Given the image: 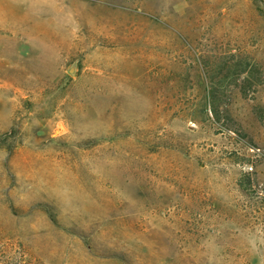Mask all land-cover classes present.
I'll list each match as a JSON object with an SVG mask.
<instances>
[{"label":"rangeland","instance_id":"1","mask_svg":"<svg viewBox=\"0 0 264 264\" xmlns=\"http://www.w3.org/2000/svg\"><path fill=\"white\" fill-rule=\"evenodd\" d=\"M0 264H264V0H0Z\"/></svg>","mask_w":264,"mask_h":264},{"label":"trees","instance_id":"2","mask_svg":"<svg viewBox=\"0 0 264 264\" xmlns=\"http://www.w3.org/2000/svg\"><path fill=\"white\" fill-rule=\"evenodd\" d=\"M207 93H208V102H207V104L209 105V110H211L214 114H216L217 104L215 103V99H214L215 90H214L213 86H211L208 89Z\"/></svg>","mask_w":264,"mask_h":264},{"label":"water","instance_id":"3","mask_svg":"<svg viewBox=\"0 0 264 264\" xmlns=\"http://www.w3.org/2000/svg\"><path fill=\"white\" fill-rule=\"evenodd\" d=\"M73 70V68H70V71H72Z\"/></svg>","mask_w":264,"mask_h":264}]
</instances>
